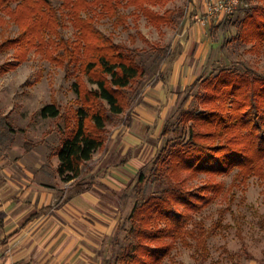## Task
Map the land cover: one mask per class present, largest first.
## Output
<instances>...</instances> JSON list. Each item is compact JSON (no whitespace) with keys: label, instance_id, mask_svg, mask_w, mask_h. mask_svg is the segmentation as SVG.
I'll use <instances>...</instances> for the list:
<instances>
[{"label":"trees","instance_id":"trees-1","mask_svg":"<svg viewBox=\"0 0 264 264\" xmlns=\"http://www.w3.org/2000/svg\"><path fill=\"white\" fill-rule=\"evenodd\" d=\"M53 1L0 0V15L10 17L21 31L1 49L20 47L27 53L36 48L42 53L51 45L59 54L54 62L78 66L79 72L97 86L89 89L78 75L75 88L81 107L64 118L58 173L62 181L70 182L80 177L82 166L105 146L108 125L134 105L146 83L148 67L139 61L141 52L116 43L112 35L98 29L97 22L107 18L116 27L130 30L128 17H134L137 27L143 16L151 25L162 28L179 24L184 11L167 8L175 0H57L61 1L59 8ZM246 1L256 4L248 6L235 39L251 45L249 53H260L264 49V0ZM122 8H133L134 12L125 16ZM66 21L76 31L74 40L58 33L68 27ZM138 36L159 53L162 62L168 58L169 46L151 44L141 32ZM129 39L132 44L136 42L134 34ZM200 82L205 90L201 103L181 115V130L175 132L174 140H167L149 178L143 174L139 177L140 185L162 188L151 196L146 195L144 187L138 190L126 236L129 244L113 264H164L178 241L190 246L187 239L196 242L198 255L205 259L207 231L189 226L193 213L225 192V185L213 179L235 169H239L237 177L242 180L253 175L263 177L264 73L220 69L193 86ZM41 116L61 118L62 114L53 102L42 109ZM170 133L166 123L163 137ZM201 175L211 181L192 186Z\"/></svg>","mask_w":264,"mask_h":264},{"label":"crops","instance_id":"crops-1","mask_svg":"<svg viewBox=\"0 0 264 264\" xmlns=\"http://www.w3.org/2000/svg\"><path fill=\"white\" fill-rule=\"evenodd\" d=\"M215 0L184 4V26L169 49L163 75L142 88L134 105L108 125L105 146L78 179L58 173L54 133L27 141L28 130L0 127V264H106V244L120 227L125 192L154 157L174 107L210 71L209 35L224 17L202 24ZM10 121L8 118L7 123Z\"/></svg>","mask_w":264,"mask_h":264},{"label":"rangeland","instance_id":"rangeland-1","mask_svg":"<svg viewBox=\"0 0 264 264\" xmlns=\"http://www.w3.org/2000/svg\"><path fill=\"white\" fill-rule=\"evenodd\" d=\"M176 1L170 2L167 8L184 11L185 16L184 4H177ZM53 4L59 8L61 1L54 0ZM255 4H247L246 0H241L232 15L224 17L220 25L210 30L209 35L214 45L211 58L214 59L206 77L217 74L220 69L240 74L247 70L264 73V49L260 53H249L251 45L235 39L237 27L245 18L248 6L253 7ZM12 7L15 8L16 4ZM156 10L159 11V8ZM120 12L129 16L134 9L122 8ZM0 16V127L9 124L26 128V139L31 143L40 141L43 132L54 133L52 144L60 143L64 137L65 116L81 107L75 88L77 76L83 77L89 89L95 90L97 86L79 72L78 66L65 67L54 62L59 54L51 45L42 53L36 48L27 53L21 51L20 47L1 49L7 40L18 38L21 31L10 17L4 13ZM184 16L179 24L162 28L151 25L143 16L137 27L134 17H128L130 30L123 29V26L116 27L115 22L107 18L98 21L97 27L106 36L112 35L116 43L141 52L139 61L142 60L148 67L145 87L163 75L164 61L150 44L138 36V32L151 44L170 47L184 26ZM66 24L68 27L60 29L58 33L64 39L74 40L76 31L70 22L66 21ZM130 34L136 36L134 44L130 42ZM18 56H22V59H18ZM204 95V85L200 82L192 86L173 108L167 121L171 133L163 137L157 154L149 160L125 192L120 208V227L106 244V264H113L129 244L126 236L132 226L130 216L138 199V190L144 187L146 195L151 196L162 188L158 185H144L146 183L140 185V175L149 178L167 140H174L175 132L181 130V115L198 106ZM53 102L58 105L62 117L43 118L42 109ZM8 118L10 121L7 123ZM238 172L239 169H235L228 175L215 177V182L225 185V192L199 212L193 213V222L189 228L197 225L198 230L203 227L207 231L205 259L198 255L196 242L187 239L190 246L178 241L164 264H264V166L261 178L253 175L242 180L237 177ZM209 181L210 177L201 175L192 182V186H201ZM218 223L219 226L216 227Z\"/></svg>","mask_w":264,"mask_h":264},{"label":"built area","instance_id":"built-area-1","mask_svg":"<svg viewBox=\"0 0 264 264\" xmlns=\"http://www.w3.org/2000/svg\"><path fill=\"white\" fill-rule=\"evenodd\" d=\"M240 1L241 0H215L209 4L207 16L200 17L198 21L202 24H205L209 18L215 16H230L236 11Z\"/></svg>","mask_w":264,"mask_h":264}]
</instances>
